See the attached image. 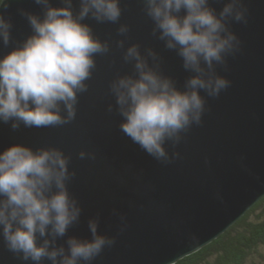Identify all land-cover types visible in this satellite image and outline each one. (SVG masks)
<instances>
[{
  "label": "clouds",
  "instance_id": "1",
  "mask_svg": "<svg viewBox=\"0 0 264 264\" xmlns=\"http://www.w3.org/2000/svg\"><path fill=\"white\" fill-rule=\"evenodd\" d=\"M10 0H0V42L9 44L12 23L5 16ZM42 16L19 9L31 35L0 57V122L11 128L61 127L76 119L79 97L89 89L97 68L96 57L114 47L121 60L131 65L128 73H116L108 82L113 97L106 111L117 112L120 130L161 165L183 159L177 150L194 126L203 123L208 98H217L231 86L218 74L227 58L241 51L242 42L232 23L247 24L246 0H140L142 12L152 22L151 35L180 57L189 73L183 86L166 75L161 57L149 46L127 43L129 25L121 22L122 0H34ZM117 24L114 40L101 39L83 21ZM201 93H204L202 95ZM80 160H96V153L81 149ZM71 155L55 146L13 144L0 152V240L23 264H93L116 236L98 233L99 214L88 220L90 239L68 236L82 208L69 191L76 176L69 170ZM205 164L208 163L205 157ZM217 199H221L219 192ZM118 216L119 232L127 228ZM194 238V237H193ZM66 245V246H65Z\"/></svg>",
  "mask_w": 264,
  "mask_h": 264
},
{
  "label": "water",
  "instance_id": "2",
  "mask_svg": "<svg viewBox=\"0 0 264 264\" xmlns=\"http://www.w3.org/2000/svg\"><path fill=\"white\" fill-rule=\"evenodd\" d=\"M50 2L62 6L59 0ZM210 2L217 10L222 7L217 0ZM246 4L248 23L231 24L242 42L241 51L227 58L226 68L216 69L231 86L217 98L206 97L202 125L187 134L177 148L183 159L171 165L159 164L133 143L119 128L122 117L106 111L109 103L115 108L108 82L117 72L131 71L114 45L108 55L96 57L97 68L88 91L79 97L71 124L55 128L21 124L13 130L11 121L0 122V152L21 144L33 150L55 146L71 155L69 170L76 176L69 191L82 212L58 245L68 236L90 239L88 220L99 214L98 233L116 236V244L93 264H175L219 238L264 198V0ZM73 7L78 10L79 0H73ZM121 7V22L130 29L127 43L152 47L161 57L162 71L182 88L189 73L175 51L151 35L152 22L140 0H122ZM19 9L43 14L34 0H10L5 13L12 23L10 41L7 46L0 42V57L31 35ZM83 22L101 39L122 38L116 35L117 24L88 18ZM81 149L94 151L96 160L78 159ZM113 209L126 217L123 232ZM0 264H23L2 240Z\"/></svg>",
  "mask_w": 264,
  "mask_h": 264
},
{
  "label": "trees",
  "instance_id": "3",
  "mask_svg": "<svg viewBox=\"0 0 264 264\" xmlns=\"http://www.w3.org/2000/svg\"><path fill=\"white\" fill-rule=\"evenodd\" d=\"M175 264H264V198L219 238Z\"/></svg>",
  "mask_w": 264,
  "mask_h": 264
}]
</instances>
